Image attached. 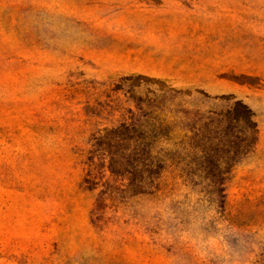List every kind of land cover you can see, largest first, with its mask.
<instances>
[{"label": "rangeland", "instance_id": "1", "mask_svg": "<svg viewBox=\"0 0 264 264\" xmlns=\"http://www.w3.org/2000/svg\"><path fill=\"white\" fill-rule=\"evenodd\" d=\"M0 264H264V0H0Z\"/></svg>", "mask_w": 264, "mask_h": 264}, {"label": "trees", "instance_id": "2", "mask_svg": "<svg viewBox=\"0 0 264 264\" xmlns=\"http://www.w3.org/2000/svg\"><path fill=\"white\" fill-rule=\"evenodd\" d=\"M223 120H209L206 123L205 127L208 128H213V130H207V132H204L202 130H197L196 131V135L197 136H208L212 135L214 132V129H217V125L221 124V121H223V123L227 122V124H229L232 128L235 126V122H238V125L236 126L237 128H239V136H240V142H241V152L240 154H245L246 151L251 147L252 145V139L255 133V124L252 122L251 118V112L250 110L244 106L243 104H241L240 102H236L234 104V106L232 107V109L230 111H228V113L226 114V116H222L220 117ZM210 119V118H209ZM218 122V123H215ZM135 126L130 125L129 130L132 133V136H134V139H130L131 141V145L132 148L130 150V153L128 154L129 156V174L131 176H135V174H140L141 175V180H137L136 178L133 180L132 178V182L130 184L131 188L130 191L134 194H149L151 191H153L154 188L153 186H151L157 179L158 177V171L160 169L159 166L154 165L153 162L150 161V158L148 156H146V153L144 152V157L142 158V153H141V149H139V144H137V135H136V130L134 128ZM218 130V129H217ZM216 131V130H215ZM116 133H119V130H114V131H108L105 132L103 135H98V136H94L92 138V144H91V149L87 152L88 154V159H87V167H88V171H87V178L84 179L83 183L84 184H90L92 182V178L91 174L92 171L94 170L93 168V163L92 160L94 159V156L97 152L99 151H103V146H105V144H107L108 140L112 141L113 143L119 144L120 139L119 136L116 135ZM113 138V139H112ZM211 140V139H210ZM209 139L206 138V142L208 143ZM119 142V143H118ZM150 145L149 143H146L145 146ZM100 149H98V147H101ZM149 153V151L147 152ZM239 154V153H238ZM234 156H231L230 158H228V162L231 161V159H233ZM142 161V162H140ZM138 182V183H137ZM147 183V184H146ZM140 185H144V186H148L150 187L149 189H140L137 188Z\"/></svg>", "mask_w": 264, "mask_h": 264}]
</instances>
